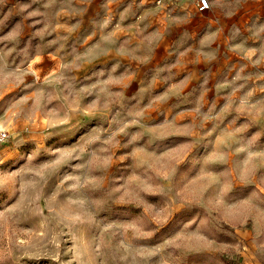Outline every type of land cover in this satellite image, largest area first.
Instances as JSON below:
<instances>
[{
    "label": "rangeland",
    "instance_id": "1",
    "mask_svg": "<svg viewBox=\"0 0 264 264\" xmlns=\"http://www.w3.org/2000/svg\"><path fill=\"white\" fill-rule=\"evenodd\" d=\"M0 0V264H264V0Z\"/></svg>",
    "mask_w": 264,
    "mask_h": 264
},
{
    "label": "built area",
    "instance_id": "2",
    "mask_svg": "<svg viewBox=\"0 0 264 264\" xmlns=\"http://www.w3.org/2000/svg\"><path fill=\"white\" fill-rule=\"evenodd\" d=\"M161 2L162 0H158ZM176 1H182V0H176ZM197 10L199 12H206L211 8L210 0H197L196 2Z\"/></svg>",
    "mask_w": 264,
    "mask_h": 264
},
{
    "label": "crops",
    "instance_id": "3",
    "mask_svg": "<svg viewBox=\"0 0 264 264\" xmlns=\"http://www.w3.org/2000/svg\"><path fill=\"white\" fill-rule=\"evenodd\" d=\"M197 2V0H196ZM210 3H211V8L206 11V12H202V13H206L207 15L211 16L212 18L211 19H215V20H218L219 19V8L217 5L213 4L212 3V0H210Z\"/></svg>",
    "mask_w": 264,
    "mask_h": 264
}]
</instances>
